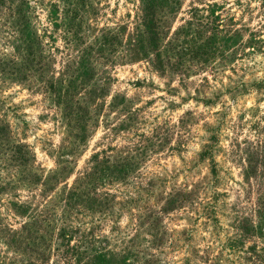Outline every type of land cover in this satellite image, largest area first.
<instances>
[{
  "label": "rangeland",
  "instance_id": "obj_1",
  "mask_svg": "<svg viewBox=\"0 0 264 264\" xmlns=\"http://www.w3.org/2000/svg\"><path fill=\"white\" fill-rule=\"evenodd\" d=\"M178 1L156 13L159 47L191 24L198 37L185 31L184 46L202 41L207 51H187L180 69L176 44L163 68L140 51L146 0H0V223L26 235L24 222L44 218L45 264H63L59 194L94 153L133 163L126 181L98 187L115 195L112 214L70 208L68 224L99 226L96 245L118 251L146 209L178 192L186 199L158 216L165 240L148 249L158 264H264V0ZM51 81L69 90L59 102ZM16 145L29 161L12 159ZM62 145L72 163L43 193L31 178L59 169ZM7 241L0 233L3 264L31 259Z\"/></svg>",
  "mask_w": 264,
  "mask_h": 264
},
{
  "label": "trees",
  "instance_id": "obj_2",
  "mask_svg": "<svg viewBox=\"0 0 264 264\" xmlns=\"http://www.w3.org/2000/svg\"><path fill=\"white\" fill-rule=\"evenodd\" d=\"M145 3V14L141 19L143 28H140L137 31L136 38L140 43L139 48L142 55L148 58L151 65L154 66L155 64L157 68H163L165 64L167 66L171 65L169 58L167 59L165 57L167 61L163 60V55H166L168 52L170 53V51L167 50L169 45L173 46L176 44V48L174 49L177 58L175 59L176 61L173 67H177V69H180L181 66L184 65L182 58L188 54L186 53L187 51L195 50V56L198 54H207V51L205 52L206 44L204 42L191 40V45L186 47L184 46L185 40L180 39V36H182L185 31L188 32L191 29L193 33H196V38L198 37L196 25L192 28L191 24L179 27L172 41L159 47V31L161 30V27L159 24L160 21L156 20V13L158 11L162 12L163 10L176 9L179 1L146 0ZM68 9H70V6H68ZM34 35L35 34L31 32V36ZM107 39L108 38L104 39L105 44ZM58 85L59 83L56 84L54 81L48 83L49 90L59 102L62 97L68 95L69 90L64 89V91H62V87ZM80 141L83 142V139L81 138ZM65 147V145H62L60 150H57L58 155L57 161L55 162L60 165L59 169L52 171V174L48 175L43 180L38 175H34V177L31 178L33 179L32 182L34 184L36 182L38 184L41 182L40 184L44 187L43 193L49 191V183L57 182L58 175H62L68 168L69 164L72 163L71 160H61ZM14 148L15 154L12 156V159L19 161L20 164L29 161L25 145H16ZM206 154L208 155L207 151L204 150L201 155L205 156ZM88 161L90 163L89 166H87L85 171L81 172L74 180L73 185L68 189H63L59 194L63 205L60 214L57 215L58 220L62 223V226L59 228L58 240L59 243H61L60 246L63 250L61 251V254L58 255L60 259L55 263L158 264L159 261L155 259L154 255L148 250L149 248L153 249L155 246H159L162 244L163 240H165V232L159 231L158 228V224L160 223V218L158 216L159 214L171 210L172 206L180 204L181 201L185 200L186 198H183L184 195H181V193L178 192L170 194L164 201L165 205L160 211L150 212L146 209V212H149L148 215H144L145 219L138 224V228L134 229L135 232L130 235V237L126 235L128 237L126 241L124 239L121 240L120 243L122 247L118 251L113 248L107 249L105 246H102L101 243L96 245V239L98 240V237H96L95 231L99 226H93L89 229V232L85 233L81 224L75 227L72 224H68L66 219H69L68 214H71L70 208L75 206L78 207L77 211H87L91 214H99L101 220L107 217V215L112 214L114 201L116 199L115 195H110L106 192L99 193L100 191L98 190V187L107 182L126 181L130 175L129 173L133 171V167H131L133 163H130L127 159H122L118 163L110 162L111 160L106 157V155H103V153H94ZM3 185L5 187L8 186L7 183ZM2 189L3 187L0 185V190ZM48 211L49 209H47L45 213ZM38 221L40 223L45 222L44 218H39L38 220H29L28 222L23 223L21 228L26 235L16 233L11 229L9 231L2 223H0V233H4L8 240L3 243L11 248L15 244L16 247L13 248L15 253H20V256L28 255L30 256L29 258H31L29 261L26 260V263L25 260L18 259L10 261L8 264H34L38 260L40 264H45L49 260V246H51V238L53 235L45 231L41 232V226ZM145 231H149L147 234L151 236V240H146V243L143 242L145 241L143 236L141 237ZM75 234H78V239L74 245H70V238H73ZM147 243L149 246L144 247L143 245ZM141 246H143V248L139 249ZM142 253L146 254V257L142 256L143 260H141L140 256ZM33 261L35 262L33 263ZM0 264H3V260H0Z\"/></svg>",
  "mask_w": 264,
  "mask_h": 264
}]
</instances>
